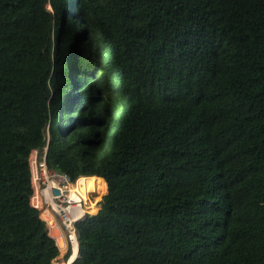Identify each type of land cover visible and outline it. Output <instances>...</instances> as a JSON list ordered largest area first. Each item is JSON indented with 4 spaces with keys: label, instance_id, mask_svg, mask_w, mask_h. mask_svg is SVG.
<instances>
[{
    "label": "trees",
    "instance_id": "1",
    "mask_svg": "<svg viewBox=\"0 0 264 264\" xmlns=\"http://www.w3.org/2000/svg\"><path fill=\"white\" fill-rule=\"evenodd\" d=\"M44 146L104 196L72 264H264V0H0V264L59 256Z\"/></svg>",
    "mask_w": 264,
    "mask_h": 264
},
{
    "label": "built area",
    "instance_id": "2",
    "mask_svg": "<svg viewBox=\"0 0 264 264\" xmlns=\"http://www.w3.org/2000/svg\"><path fill=\"white\" fill-rule=\"evenodd\" d=\"M46 157L47 146L34 149L29 155V204L38 213L47 236L58 248L61 261L69 263L74 247L78 256V224L93 216L91 210L97 206V202H91L92 193L82 183L87 177L72 181L67 174L50 169ZM63 252L66 254L61 256Z\"/></svg>",
    "mask_w": 264,
    "mask_h": 264
},
{
    "label": "rangeland",
    "instance_id": "3",
    "mask_svg": "<svg viewBox=\"0 0 264 264\" xmlns=\"http://www.w3.org/2000/svg\"><path fill=\"white\" fill-rule=\"evenodd\" d=\"M56 40H57V44H59V40L56 38ZM63 44V45H62ZM61 45H62V51H65L66 50V44L64 43V42H61ZM60 49V50H61ZM66 55H65V53L63 54V57H61V60L63 61L64 60V57H65ZM65 99H66V96L64 97ZM67 100V99H66ZM65 100V101H66ZM52 126H54L55 128H57L58 127V125H57V122H53V121H50L49 122V128H53ZM47 136L50 138V132H49V130L47 131ZM49 140V139H48ZM96 181H97V178H96ZM98 189V188H97ZM104 198V196L103 197H101V196H99V194H98V190H96V194H92V196H90V200H91V202H97V206L95 207L94 206V208L92 209V210H94V209H96V211H95V213L93 214L94 216L95 215H97L98 213H99V211H100V209H101V203H102V199ZM92 212V211H91ZM64 251V250H63ZM55 259H58V260H56V261H54V263L53 264H64V263H61L62 261V258L60 257V256H58L57 258H55Z\"/></svg>",
    "mask_w": 264,
    "mask_h": 264
},
{
    "label": "bare ground",
    "instance_id": "4",
    "mask_svg": "<svg viewBox=\"0 0 264 264\" xmlns=\"http://www.w3.org/2000/svg\"><path fill=\"white\" fill-rule=\"evenodd\" d=\"M97 182H98V179H97V181H96V178L95 177H89L87 180L86 179H84L83 181H82V183H85V186H86V189L90 192V193H92V194H96V190H98L97 189ZM92 212V214H94L95 213V211H96V209H94V210H91ZM77 248L76 247H74V251H73V254L71 255V258H70V260H69V263L71 264L75 259H77ZM56 260H58V259H55V261ZM61 263H63V262H61Z\"/></svg>",
    "mask_w": 264,
    "mask_h": 264
},
{
    "label": "clouds",
    "instance_id": "5",
    "mask_svg": "<svg viewBox=\"0 0 264 264\" xmlns=\"http://www.w3.org/2000/svg\"><path fill=\"white\" fill-rule=\"evenodd\" d=\"M51 121H52V120H51ZM87 178H88V177H87ZM93 216H94V215H93ZM93 216H92V217H93ZM57 257H58V256H57ZM57 257H56V258H57ZM78 259H79V249H78V257H77V259H75L72 263H74V262L77 261ZM72 263H71V264H72ZM64 264H70V263H67V261L64 260Z\"/></svg>",
    "mask_w": 264,
    "mask_h": 264
},
{
    "label": "water",
    "instance_id": "6",
    "mask_svg": "<svg viewBox=\"0 0 264 264\" xmlns=\"http://www.w3.org/2000/svg\"><path fill=\"white\" fill-rule=\"evenodd\" d=\"M66 253L65 252H63V253H61V256H64Z\"/></svg>",
    "mask_w": 264,
    "mask_h": 264
}]
</instances>
